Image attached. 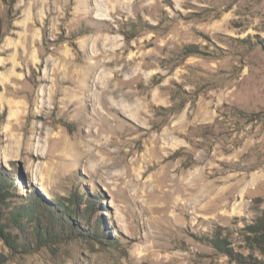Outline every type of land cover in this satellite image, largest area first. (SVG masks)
Masks as SVG:
<instances>
[{
  "label": "rangeland",
  "instance_id": "1",
  "mask_svg": "<svg viewBox=\"0 0 264 264\" xmlns=\"http://www.w3.org/2000/svg\"><path fill=\"white\" fill-rule=\"evenodd\" d=\"M263 220L264 0H0V264H264Z\"/></svg>",
  "mask_w": 264,
  "mask_h": 264
},
{
  "label": "trees",
  "instance_id": "2",
  "mask_svg": "<svg viewBox=\"0 0 264 264\" xmlns=\"http://www.w3.org/2000/svg\"><path fill=\"white\" fill-rule=\"evenodd\" d=\"M252 233L255 235L251 238L252 244L257 245L259 251L264 255V225L257 224Z\"/></svg>",
  "mask_w": 264,
  "mask_h": 264
},
{
  "label": "bare ground",
  "instance_id": "3",
  "mask_svg": "<svg viewBox=\"0 0 264 264\" xmlns=\"http://www.w3.org/2000/svg\"><path fill=\"white\" fill-rule=\"evenodd\" d=\"M85 88H86V87H85ZM85 88H84L85 91H84V90H83V91H84V92H87V90H86ZM89 90H90V89H89ZM80 91H81V90H80ZM84 92H83V93H84ZM83 93H82V95H83ZM73 96H74V95H73ZM124 111H125L127 114H130V115H131V110H129L128 108H127V109H124Z\"/></svg>",
  "mask_w": 264,
  "mask_h": 264
}]
</instances>
